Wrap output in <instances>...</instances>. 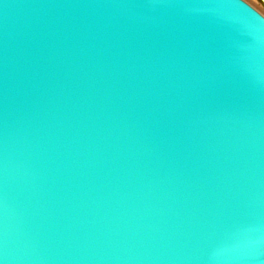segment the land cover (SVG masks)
<instances>
[{"label":"water","instance_id":"water-1","mask_svg":"<svg viewBox=\"0 0 264 264\" xmlns=\"http://www.w3.org/2000/svg\"><path fill=\"white\" fill-rule=\"evenodd\" d=\"M0 264H264V14L0 0Z\"/></svg>","mask_w":264,"mask_h":264},{"label":"rangeland","instance_id":"rangeland-1","mask_svg":"<svg viewBox=\"0 0 264 264\" xmlns=\"http://www.w3.org/2000/svg\"><path fill=\"white\" fill-rule=\"evenodd\" d=\"M247 1L264 14V3L261 0H247Z\"/></svg>","mask_w":264,"mask_h":264}]
</instances>
